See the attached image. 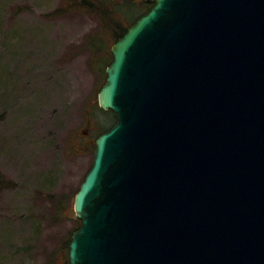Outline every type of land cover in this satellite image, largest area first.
<instances>
[{"label": "water", "instance_id": "1", "mask_svg": "<svg viewBox=\"0 0 264 264\" xmlns=\"http://www.w3.org/2000/svg\"><path fill=\"white\" fill-rule=\"evenodd\" d=\"M98 93L116 123L70 264H264V0H143Z\"/></svg>", "mask_w": 264, "mask_h": 264}, {"label": "rangeland", "instance_id": "2", "mask_svg": "<svg viewBox=\"0 0 264 264\" xmlns=\"http://www.w3.org/2000/svg\"><path fill=\"white\" fill-rule=\"evenodd\" d=\"M65 3L0 0V173L14 183L0 188V264L68 263L74 196L93 162L84 146L113 124L98 103L104 52L92 47L110 49L126 22L47 16Z\"/></svg>", "mask_w": 264, "mask_h": 264}, {"label": "trees", "instance_id": "3", "mask_svg": "<svg viewBox=\"0 0 264 264\" xmlns=\"http://www.w3.org/2000/svg\"><path fill=\"white\" fill-rule=\"evenodd\" d=\"M150 6L151 4H147L143 0H66V3L64 5L57 7L52 12L48 13L47 16L51 18H58L69 12H87L90 15L94 16L99 22H102V24L100 23L102 28L104 25L108 26L111 23L112 17L115 19H120L121 23L123 24L124 22H126V25L121 27L120 23L116 24L117 28H119L114 32L117 39L118 37L122 36L126 32L127 27L134 23L140 15H142L150 8ZM24 9L27 8L23 6H20L18 8V10ZM91 38H93V36H91ZM98 38L100 37L98 36ZM101 39L102 38L98 39L96 46H93L92 49L95 50L96 48H98V50H102L104 52V56L99 60V65H101V71L103 72V74H106L105 70L112 61V54L111 48L105 49L106 42L104 41V39H102L101 41ZM112 116L114 124L116 118L113 113ZM113 124L104 129V131L110 128ZM12 185H14V183L6 180L0 173V188L9 187ZM79 226L80 224L78 225V227ZM70 239L67 243L68 248ZM67 264H69V261Z\"/></svg>", "mask_w": 264, "mask_h": 264}, {"label": "flooded vegetation", "instance_id": "4", "mask_svg": "<svg viewBox=\"0 0 264 264\" xmlns=\"http://www.w3.org/2000/svg\"><path fill=\"white\" fill-rule=\"evenodd\" d=\"M83 136H84V137H88V136H89V132L85 131ZM95 140H96V138L87 140L88 142L86 143V145H85L84 147H87V146L89 147L90 144H91L93 147H95Z\"/></svg>", "mask_w": 264, "mask_h": 264}]
</instances>
